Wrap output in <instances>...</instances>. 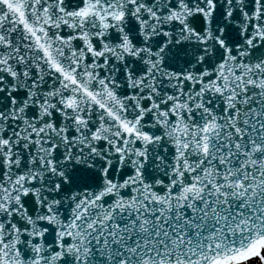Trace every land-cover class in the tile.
Returning a JSON list of instances; mask_svg holds the SVG:
<instances>
[{
    "label": "snow or ice",
    "instance_id": "1",
    "mask_svg": "<svg viewBox=\"0 0 264 264\" xmlns=\"http://www.w3.org/2000/svg\"><path fill=\"white\" fill-rule=\"evenodd\" d=\"M0 264H264V0H0Z\"/></svg>",
    "mask_w": 264,
    "mask_h": 264
}]
</instances>
